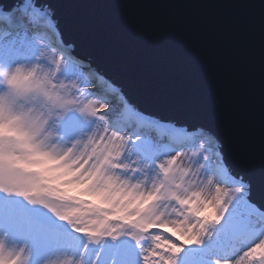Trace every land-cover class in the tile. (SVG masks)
<instances>
[{
    "label": "snow or ice",
    "instance_id": "snow-or-ice-1",
    "mask_svg": "<svg viewBox=\"0 0 264 264\" xmlns=\"http://www.w3.org/2000/svg\"><path fill=\"white\" fill-rule=\"evenodd\" d=\"M119 7L149 21L144 30L156 53L150 87L141 82L148 73L131 78L100 38L66 34L54 0H0V65L46 66L60 109L58 135L115 151L116 170L143 185L138 194L152 200L149 207L134 222L106 226L112 239L135 242L140 264H264V0L238 5L261 36L258 130L252 90L237 67L195 26L171 15L201 5L140 0ZM34 76L17 68L8 83L26 89ZM200 184L215 192L214 210L204 215L208 197ZM0 190L68 220L21 187L0 180ZM192 200L199 201L194 209ZM67 224L76 234L88 232ZM12 255L0 243V259Z\"/></svg>",
    "mask_w": 264,
    "mask_h": 264
},
{
    "label": "rangeland",
    "instance_id": "rangeland-1",
    "mask_svg": "<svg viewBox=\"0 0 264 264\" xmlns=\"http://www.w3.org/2000/svg\"><path fill=\"white\" fill-rule=\"evenodd\" d=\"M16 66L29 68L27 73L35 74L26 89L18 90L9 84L5 87L7 71ZM16 66L0 65V122L9 123V130L16 133L4 136L7 141L0 142V146L7 145L19 158L21 142L17 136L22 134L32 148L22 159V166L41 172L47 184L40 193L33 194L34 197L56 210L71 207L80 215L83 207L93 205L92 198L97 193H103L100 203L106 206L115 203L118 211L125 207L119 205L120 201L128 203L130 208L139 204L142 207L139 212L148 208L152 200L138 194L144 191L143 185L129 183V179L116 170L118 165L114 161L119 156L115 151L94 149L82 139L67 141L58 135L55 125L60 109L49 94L51 76L47 67L36 62ZM89 160L92 161L90 166ZM10 172L0 173V180L16 183ZM197 190L208 197L200 215L212 212L215 192L207 184H200ZM49 201L53 203L49 205ZM198 203L192 200L188 207L194 209ZM95 216L98 217L93 218ZM115 217H110L108 226L133 220L132 217ZM64 227L71 228L42 205L31 204L15 192L0 190V238L4 239L0 243L12 250L24 246L30 264H43L41 255L48 249L50 257L59 253L82 256L84 264H140L139 249L127 236L113 240L111 245L118 243L109 248L104 238L89 244L82 234L72 230L65 233Z\"/></svg>",
    "mask_w": 264,
    "mask_h": 264
},
{
    "label": "water",
    "instance_id": "water-1",
    "mask_svg": "<svg viewBox=\"0 0 264 264\" xmlns=\"http://www.w3.org/2000/svg\"><path fill=\"white\" fill-rule=\"evenodd\" d=\"M137 2L140 0H54L66 34L79 36L88 33L100 38L110 49L109 58L123 63L133 79H140L142 73H148L156 55L153 40L144 30L149 21L139 12L119 7ZM176 2L202 6L171 15L182 26H195L201 37L213 43L225 62L237 67L244 87L252 90L258 130L261 36L259 28L250 26L244 11L238 7L244 0ZM91 50L85 48L86 52ZM149 76L150 73L143 76L144 87L153 83Z\"/></svg>",
    "mask_w": 264,
    "mask_h": 264
},
{
    "label": "clouds",
    "instance_id": "clouds-1",
    "mask_svg": "<svg viewBox=\"0 0 264 264\" xmlns=\"http://www.w3.org/2000/svg\"><path fill=\"white\" fill-rule=\"evenodd\" d=\"M17 68H20L25 73L30 71L29 68H26L24 66H16L11 70H8L5 77V87L8 86V80L10 76L16 72ZM0 135L11 137L16 135V133L15 131L9 130V123L0 122ZM17 139L21 142L19 158L18 155L11 151L7 145L0 146V173L6 174L7 172L13 170L19 173L21 176L20 182L9 184L5 180L7 185L12 187L23 188L29 193V197L31 199L39 202V200L36 199L33 194L35 192L42 191L46 186L42 182L36 184L28 182L27 178L30 174L22 166L21 161L24 158L25 154L30 153L32 151V148L29 146L28 142L25 140L22 134L18 135ZM37 179L38 181H42V178ZM102 197L103 193H97L92 198L93 204H96L101 208L107 207L106 205L100 204V199ZM52 203V201H49V205H51ZM91 206L92 205H89V207ZM57 211L68 218V220L65 222H74L78 225V227L88 230V232L85 233L84 236L86 237L87 242L89 244L97 243L104 237L103 235H101V233L106 230L105 220L102 216L97 217L98 222L88 223L82 218L79 213L74 212L71 207L66 209H59ZM0 242H4V239L0 238ZM8 252H11L13 255L11 257H8L7 259H0V264H30V256L26 253L24 246H21L16 250L5 248L6 255ZM43 264H84V261L82 256L77 257L72 254L59 253L55 256L46 258L43 261Z\"/></svg>",
    "mask_w": 264,
    "mask_h": 264
},
{
    "label": "trees",
    "instance_id": "trees-1",
    "mask_svg": "<svg viewBox=\"0 0 264 264\" xmlns=\"http://www.w3.org/2000/svg\"><path fill=\"white\" fill-rule=\"evenodd\" d=\"M6 141L7 140L4 139L3 136H0V142H6ZM25 169L30 174L29 177L27 178L29 183L36 184V183L42 182L45 186L47 185L41 172H39V171H37L35 169H32V168H25ZM10 176L14 177V179L16 180V183L20 182L21 176H20L19 173L15 172L13 170V171L10 172ZM37 178H42V181H38ZM38 193H40V192H35L34 194H38ZM100 204H102V203H100ZM119 205H122V206H125V207L124 208L121 207L119 209V211H118V210H116L118 205L115 204V203H112L110 206H107L106 209H103V208L99 207L98 205L93 204L91 207H89V206L85 207V208L83 207V213L81 214L82 218L84 220H86L88 223L98 222L96 216L93 218L94 215L102 216L104 218V220H105V229L106 230L103 231L105 233L103 238L106 240V243H107L109 248H111L112 246H114V245H116L118 243V242H114V244L111 245L114 239H112L111 236H107L106 235V232H107V227L106 226L109 225L108 223L110 221V217L118 216V217H115L117 219H120V218L121 219H125V218L128 219V218L132 217L133 220L128 219V221L134 222L138 218V214L141 213V212H139L138 209H141L142 207H140L139 204H137V203L133 204L132 208H130L128 203H125L123 201H120ZM105 213H107V214H105ZM63 229L67 230V231H65V233L71 231V228L64 227ZM117 240H121V238L118 237L114 241H117Z\"/></svg>",
    "mask_w": 264,
    "mask_h": 264
},
{
    "label": "bare ground",
    "instance_id": "bare-ground-1",
    "mask_svg": "<svg viewBox=\"0 0 264 264\" xmlns=\"http://www.w3.org/2000/svg\"><path fill=\"white\" fill-rule=\"evenodd\" d=\"M50 250L48 249V250H46V252H44V253H42V255H41V257L43 258L44 257V260L46 259V258H48V257H50V252H49Z\"/></svg>",
    "mask_w": 264,
    "mask_h": 264
}]
</instances>
